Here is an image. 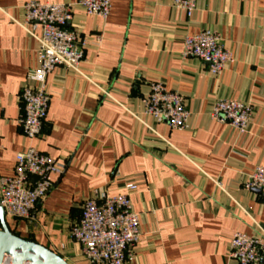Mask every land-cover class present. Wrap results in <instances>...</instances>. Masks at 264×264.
<instances>
[{
  "label": "crops",
  "instance_id": "0c3cea01",
  "mask_svg": "<svg viewBox=\"0 0 264 264\" xmlns=\"http://www.w3.org/2000/svg\"><path fill=\"white\" fill-rule=\"evenodd\" d=\"M29 2L76 0H0V178L13 177L17 154L30 146L63 169L28 219H7L12 233L68 264H87L70 239L84 203L134 184L141 238L125 264H235L233 235L264 230L260 193L247 188L264 167V0H200L191 16L169 0H111L107 20L74 6L69 28L87 40L84 58L76 71L57 67L48 76V117L34 141L20 124L21 91L39 64ZM205 31L233 57L219 76L181 56L186 37ZM152 82L184 97L187 129L145 114ZM226 99L252 106L246 134L212 118Z\"/></svg>",
  "mask_w": 264,
  "mask_h": 264
},
{
  "label": "built area",
  "instance_id": "2783aa9c",
  "mask_svg": "<svg viewBox=\"0 0 264 264\" xmlns=\"http://www.w3.org/2000/svg\"><path fill=\"white\" fill-rule=\"evenodd\" d=\"M169 1L174 8L191 16L200 0ZM74 6L89 16L103 20L108 19L112 10L111 0H76L74 5L29 2L23 7L26 23L32 25L33 29L29 33L39 46L38 67L28 73L29 85L21 91L23 115L20 124L24 136L31 141L42 137L47 121L50 105L46 88L48 76L57 67L76 71L84 58L87 40L79 38L69 28ZM37 29L41 31L40 36L34 34ZM181 56L201 60L215 76L221 75L233 61L220 36L211 31L186 37ZM145 114L157 123L166 124L171 130L183 131L188 128L190 113L184 97L168 91L158 82L149 84ZM252 115L250 104L231 99L218 101L212 111L214 120L229 125L240 135L248 132ZM62 172L56 159L34 146L18 153L13 177L0 178V200L6 219H28L53 188L51 177ZM247 188L258 190L264 204V167H257L253 171ZM126 189L124 194L101 193L88 199L83 205L80 221L71 228L70 239L81 247L87 264H125L131 250L139 243V215L131 207V193L137 190V186L130 184ZM228 258L235 264H264V230L258 227L253 235L234 234L229 244ZM4 264L11 262L6 260Z\"/></svg>",
  "mask_w": 264,
  "mask_h": 264
},
{
  "label": "water",
  "instance_id": "95a60500",
  "mask_svg": "<svg viewBox=\"0 0 264 264\" xmlns=\"http://www.w3.org/2000/svg\"><path fill=\"white\" fill-rule=\"evenodd\" d=\"M0 264H68L60 255L37 243L22 239L10 230L0 200Z\"/></svg>",
  "mask_w": 264,
  "mask_h": 264
}]
</instances>
